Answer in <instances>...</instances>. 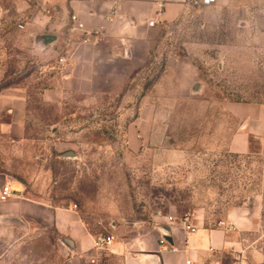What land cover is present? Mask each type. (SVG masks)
Here are the masks:
<instances>
[{"label": "rangeland", "instance_id": "rangeland-1", "mask_svg": "<svg viewBox=\"0 0 264 264\" xmlns=\"http://www.w3.org/2000/svg\"><path fill=\"white\" fill-rule=\"evenodd\" d=\"M256 2L264 23V0ZM188 8L153 33L147 61L124 89L111 88L106 63L91 92L68 91L54 105L39 93L72 62L82 36L58 32L36 0H0V88H26L34 153L49 155L48 178L35 180L45 186L46 201L72 206L97 237L111 235L118 223L163 229L165 217L197 208L220 217L257 196L264 206V136L251 140L250 153H230L231 136L244 122L224 105L264 103V25L242 35L234 9ZM27 23L35 25L29 38L20 27ZM42 34L57 40L45 46L36 40ZM149 105L161 112L159 132L133 151L127 126ZM57 146L75 152L76 163L56 161ZM66 234L48 219L0 215V264H72Z\"/></svg>", "mask_w": 264, "mask_h": 264}, {"label": "crops", "instance_id": "crops-1", "mask_svg": "<svg viewBox=\"0 0 264 264\" xmlns=\"http://www.w3.org/2000/svg\"><path fill=\"white\" fill-rule=\"evenodd\" d=\"M256 1L216 0L214 5L218 9H234L235 25L240 34L247 35L264 25L258 16L262 7ZM36 3L41 8L40 14L58 32L81 35L80 31L69 32V16L73 13L79 16L84 30L92 32L88 41L73 47L72 62L54 77L53 85L41 89V99L54 105L63 104L68 91L91 92L101 66L106 63L111 65L108 71L111 88L124 89L131 74L147 61L153 33L160 27L173 25L191 7L185 0H36ZM46 7L55 11L52 17L43 12ZM151 20L155 24L150 26ZM34 28L29 23L23 27L28 38ZM26 95V88L20 84L0 88V147L5 146L0 150V190L6 184L12 190L8 200L0 201L1 216L48 219L72 241V264H264V206L260 196L232 206L216 218L204 208H197L188 214L196 228L194 232L187 230L177 215H170L175 217L173 221L169 216L164 218V226L170 229L168 234L158 224L118 223L109 231L113 236L111 245L97 254V228L90 227L72 206L61 207L46 201L45 186L41 180H35L38 175L42 180L48 178L49 155L38 157L34 153L36 149L27 128ZM224 105L244 122L231 136L228 151L238 155L250 153L251 140L260 141L264 136V103L227 101ZM161 119V112L151 105L144 106L127 126L128 147L137 151L149 137H155L159 132L156 123L160 127ZM55 149L56 161L72 159L76 163V155L64 156L71 150H60L59 146ZM9 169L12 177L4 171ZM92 257L96 262H90Z\"/></svg>", "mask_w": 264, "mask_h": 264}, {"label": "built area", "instance_id": "built-area-1", "mask_svg": "<svg viewBox=\"0 0 264 264\" xmlns=\"http://www.w3.org/2000/svg\"><path fill=\"white\" fill-rule=\"evenodd\" d=\"M216 2V0H185V3L189 6H207V5H211L214 4ZM43 12L47 15V16H53V13L55 12L53 9L51 8H43ZM70 19V27H69V32H75V31H80L81 36H82V40L83 41H88L90 39V35L92 34V32H87L84 30V24L80 21V18L77 14L73 13L69 16ZM155 22L153 20L149 21V25H154ZM20 27H24V26H20ZM61 61H64L63 58H61ZM12 194V190L10 185L6 184L3 185L1 190H0V201H6L10 198ZM76 207V205H75ZM188 214H185L183 216H179V220L183 223V226L191 231L194 232L196 230V228L191 224V221L188 217ZM175 219V217L173 216H169V220L173 221ZM113 241V236L111 235H105L103 236L102 234L100 236H98L95 240V252L101 253L104 250H107L108 247L111 245ZM91 263L96 262V258H91L90 260Z\"/></svg>", "mask_w": 264, "mask_h": 264}, {"label": "water", "instance_id": "water-1", "mask_svg": "<svg viewBox=\"0 0 264 264\" xmlns=\"http://www.w3.org/2000/svg\"><path fill=\"white\" fill-rule=\"evenodd\" d=\"M36 40L38 42H42L45 46H52L55 43V41H56V36H54V35H44V36L43 35H39V36L36 37ZM64 156L75 157V153L73 151H67V152L64 153ZM163 230H164V232H166L165 234H168L170 229H169V227L164 226ZM64 242L70 248L73 247V243H72V241L70 239L65 238Z\"/></svg>", "mask_w": 264, "mask_h": 264}]
</instances>
